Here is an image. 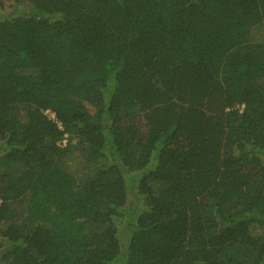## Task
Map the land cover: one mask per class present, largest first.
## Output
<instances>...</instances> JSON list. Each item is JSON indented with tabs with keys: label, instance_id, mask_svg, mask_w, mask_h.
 <instances>
[{
	"label": "trees",
	"instance_id": "trees-1",
	"mask_svg": "<svg viewBox=\"0 0 264 264\" xmlns=\"http://www.w3.org/2000/svg\"><path fill=\"white\" fill-rule=\"evenodd\" d=\"M0 14V264H264V0Z\"/></svg>",
	"mask_w": 264,
	"mask_h": 264
},
{
	"label": "built area",
	"instance_id": "built-area-1",
	"mask_svg": "<svg viewBox=\"0 0 264 264\" xmlns=\"http://www.w3.org/2000/svg\"><path fill=\"white\" fill-rule=\"evenodd\" d=\"M242 107H243V105L240 106V109H242ZM44 114H46L48 117H50L51 119H54L56 121V118H55L53 112H51L49 110H44ZM56 123L59 126V128H61L59 122L56 121ZM65 142H66V139H65V136H64V138L59 142V144L64 145Z\"/></svg>",
	"mask_w": 264,
	"mask_h": 264
},
{
	"label": "rangeland",
	"instance_id": "rangeland-1",
	"mask_svg": "<svg viewBox=\"0 0 264 264\" xmlns=\"http://www.w3.org/2000/svg\"><path fill=\"white\" fill-rule=\"evenodd\" d=\"M12 2H9L8 4H11ZM9 10V8L7 7V9L6 10H4V11H8ZM1 15V14H0Z\"/></svg>",
	"mask_w": 264,
	"mask_h": 264
}]
</instances>
